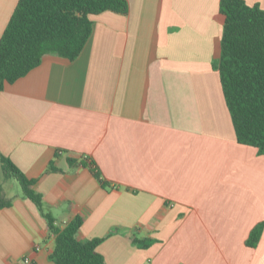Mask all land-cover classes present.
Masks as SVG:
<instances>
[{
	"label": "crops",
	"instance_id": "0c3cea01",
	"mask_svg": "<svg viewBox=\"0 0 264 264\" xmlns=\"http://www.w3.org/2000/svg\"><path fill=\"white\" fill-rule=\"evenodd\" d=\"M219 1L126 0L90 17L75 60L47 55L0 92V153L105 264H264V155L237 143L222 95ZM17 2L0 0V38ZM0 190V264H54L55 235L1 170Z\"/></svg>",
	"mask_w": 264,
	"mask_h": 264
},
{
	"label": "trees",
	"instance_id": "16d2710c",
	"mask_svg": "<svg viewBox=\"0 0 264 264\" xmlns=\"http://www.w3.org/2000/svg\"><path fill=\"white\" fill-rule=\"evenodd\" d=\"M127 11L126 0H18L0 38V92L47 55L75 60L91 35V16L103 12L125 15ZM219 11L224 20L215 67L235 138L237 143L264 155V11L243 0H220ZM68 161L71 166L88 167L100 180L92 162ZM0 170L5 180L19 185L22 196L35 205L55 235L50 256L54 264H105L97 252L100 239L77 241L81 218L74 217L64 227H55L52 217L43 213L41 196L33 189L35 181L1 153ZM10 205L11 200L0 190V209ZM262 227L258 224L251 230L248 247L257 245ZM133 243L146 248L151 240L134 239Z\"/></svg>",
	"mask_w": 264,
	"mask_h": 264
},
{
	"label": "built area",
	"instance_id": "2783aa9c",
	"mask_svg": "<svg viewBox=\"0 0 264 264\" xmlns=\"http://www.w3.org/2000/svg\"><path fill=\"white\" fill-rule=\"evenodd\" d=\"M39 249V246L33 248L34 251H38ZM16 264H33V262L29 256H24Z\"/></svg>",
	"mask_w": 264,
	"mask_h": 264
},
{
	"label": "rangeland",
	"instance_id": "374dc122",
	"mask_svg": "<svg viewBox=\"0 0 264 264\" xmlns=\"http://www.w3.org/2000/svg\"><path fill=\"white\" fill-rule=\"evenodd\" d=\"M12 184H13L14 187L18 190V192H20L19 185H18L14 180H12Z\"/></svg>",
	"mask_w": 264,
	"mask_h": 264
}]
</instances>
